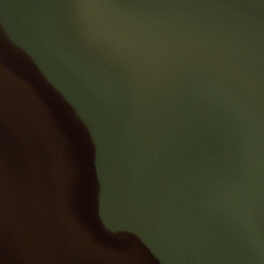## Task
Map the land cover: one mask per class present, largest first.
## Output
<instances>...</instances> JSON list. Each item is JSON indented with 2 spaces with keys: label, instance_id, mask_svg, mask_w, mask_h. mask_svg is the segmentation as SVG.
<instances>
[{
  "label": "water",
  "instance_id": "water-1",
  "mask_svg": "<svg viewBox=\"0 0 264 264\" xmlns=\"http://www.w3.org/2000/svg\"><path fill=\"white\" fill-rule=\"evenodd\" d=\"M0 264H264V0H0Z\"/></svg>",
  "mask_w": 264,
  "mask_h": 264
}]
</instances>
